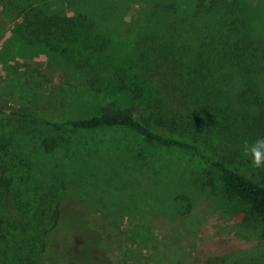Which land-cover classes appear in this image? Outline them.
Segmentation results:
<instances>
[{"label":"trees","instance_id":"16d2710c","mask_svg":"<svg viewBox=\"0 0 264 264\" xmlns=\"http://www.w3.org/2000/svg\"><path fill=\"white\" fill-rule=\"evenodd\" d=\"M116 3L96 0L72 15L16 6L13 32L21 44L83 69L89 94L101 104L86 116L8 113L0 122L41 128L44 152L62 146L61 134L97 130L130 132L131 142L122 138L116 145L137 150L133 157L140 160L150 155L147 147L188 152L216 173V184L210 175L201 184L242 205L252 216H243V225L259 224L264 240V181L240 169L252 163L245 142L264 136V28L258 11L256 17L246 14L241 0H161L123 22ZM162 169L167 184L170 164ZM9 184L0 176V200L1 186ZM30 189L21 186L24 193L13 206L23 220L8 219L7 206L0 208V264H76L55 236L59 203L34 206ZM219 261L237 263L231 257Z\"/></svg>","mask_w":264,"mask_h":264},{"label":"rangeland","instance_id":"374dc122","mask_svg":"<svg viewBox=\"0 0 264 264\" xmlns=\"http://www.w3.org/2000/svg\"><path fill=\"white\" fill-rule=\"evenodd\" d=\"M94 1L0 0V117L33 113L60 120L98 109L101 103L89 94L83 69L40 48L31 50L13 32L18 4L72 15L86 12ZM116 1V15L127 22L145 4L161 0ZM241 1L246 14L254 17L258 11L264 28V0ZM129 133H64L62 146L44 152L41 128L0 122V176L10 182L1 186L0 208L7 206L8 219L23 220L13 207L24 193L21 186H33L34 206L45 201L52 207L57 201L55 236L60 248L76 256V264H217L227 257L236 264H264L260 225L244 226L242 219L252 216L242 205L201 184L205 175L216 184L215 172L181 150L147 147L150 155L137 159V150L129 153L116 145L122 138L131 142ZM164 162L172 174L167 184ZM240 169L264 181V167L247 163Z\"/></svg>","mask_w":264,"mask_h":264},{"label":"clouds","instance_id":"9594fccd","mask_svg":"<svg viewBox=\"0 0 264 264\" xmlns=\"http://www.w3.org/2000/svg\"><path fill=\"white\" fill-rule=\"evenodd\" d=\"M243 151L250 156L254 167H264V136H258L252 142H245Z\"/></svg>","mask_w":264,"mask_h":264}]
</instances>
